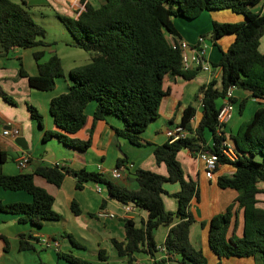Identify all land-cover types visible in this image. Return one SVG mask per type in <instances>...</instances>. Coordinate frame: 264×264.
Instances as JSON below:
<instances>
[{
  "label": "trees",
  "instance_id": "trees-1",
  "mask_svg": "<svg viewBox=\"0 0 264 264\" xmlns=\"http://www.w3.org/2000/svg\"><path fill=\"white\" fill-rule=\"evenodd\" d=\"M261 0H98L96 6L87 0H79L82 9L75 16L56 14L72 37L70 45L88 51L89 60L67 71V88L48 101V114L57 132L43 131L42 139L55 137L63 145L85 150L89 138L80 140L72 136L85 121L84 108L94 101L92 123L107 116L118 119L122 126L116 133L131 144L141 146L146 141L142 133L159 116L162 98L169 94L165 84L170 78L180 76L185 80L194 78L201 69H184L178 48H172L168 35L177 37L174 19L181 17L192 21L203 11L229 10L242 16L238 22L211 21L207 34L211 45L217 46L219 59L210 62L212 69L221 68L220 85L214 78L198 87L192 102L182 111L180 122L189 131V136L174 142L166 141L153 145L156 164L166 166V174L138 168L133 175L137 188L107 180L102 174L68 167L39 163L30 171L17 174L0 172V188L21 190L30 195V202H0V212L18 216L33 228H40L43 221L57 220L60 215L52 209L53 197L45 189L33 183V175L59 186L64 175L74 178V187L81 189L84 182L103 185L107 194L122 204L143 208L148 215L137 225L131 218H123L125 236L122 240L111 239L116 253L125 258L124 264L135 262L136 253H144L155 260V264H208L200 249L189 241V227L193 217L189 212L190 201L198 197L195 180L186 178L177 153L182 149L192 154L208 150L218 155V165H229L231 175H219L216 184L222 189H233L237 195L224 212L212 216L209 222L208 245L218 257H253L254 263L264 264V208L258 205V194H264L259 186L264 182V52L259 50L260 38L264 33V3L262 9L254 11ZM233 35L226 49L218 40ZM200 36V35H199ZM43 27L34 21L24 2L0 0V48L48 47L42 40ZM43 49L32 52L37 74L28 75L18 60L17 76L25 77L28 86L40 91L53 88L54 80L63 76L59 57L48 50V56L40 61ZM235 87L254 98L258 104L253 114L241 121L234 133L218 130L217 114L224 103L226 92ZM1 97L13 104L12 99L0 91ZM245 97L239 101L238 112L242 113ZM218 100H222L219 101ZM233 104L237 98L229 99ZM198 105V106H197ZM197 106V107H196ZM29 117L42 129L41 115L37 109L26 104ZM198 113V114H197ZM197 114V115H196ZM196 115V123L192 118ZM209 131L213 145L206 143L205 132ZM54 133V134H52ZM229 139L235 158L229 159L221 152V144ZM126 161L118 159L115 166ZM217 169V168H216ZM166 183H177L179 189L167 192ZM167 194L177 202L176 211L165 208L162 196ZM102 205V202H101ZM234 206L235 209H234ZM71 211L79 213L74 200ZM242 213V235L229 234L236 225L232 224L233 212ZM234 214V215H235ZM161 246L165 257L155 258L159 250L154 235L160 225H171ZM65 235V234H63ZM30 233L18 235L19 249H30L26 241ZM73 246L79 247L66 234ZM57 257L70 264H92L89 260L70 253H56ZM101 264L107 262L104 249L97 250ZM47 264V263H40Z\"/></svg>",
  "mask_w": 264,
  "mask_h": 264
},
{
  "label": "crops",
  "instance_id": "crops-1",
  "mask_svg": "<svg viewBox=\"0 0 264 264\" xmlns=\"http://www.w3.org/2000/svg\"><path fill=\"white\" fill-rule=\"evenodd\" d=\"M54 1L60 4L58 10H63L66 14L70 10L77 9L71 16H75L82 9L79 0ZM87 1L90 2V0ZM263 3L264 0H261L253 10H261ZM220 12H212L210 16H206L205 11H203L198 16L197 22L192 21L191 24L182 22L185 24L182 26L177 25L176 20H174L177 37L168 35V38H181L193 45L196 43L198 36L203 34V29L198 27L199 23L203 22L207 28V24L209 25L212 20L218 22H238L242 20H239L235 15ZM232 40L233 35H225L218 40V43L222 49H226ZM224 41L228 44L226 47L222 45L225 43ZM42 48L41 46L26 49L12 47L6 51H2L0 48V91L13 101L11 105L5 100H0V172L4 174L30 171L39 163L58 164L59 167L84 168L85 170L95 171L102 174L107 180L136 189L137 182L133 175L134 170L142 168L163 175L166 174V166L163 163L156 164L154 160L153 145L167 141L166 128L180 122L183 109L192 102L198 87L207 83L211 78L216 80L218 86L220 85L221 68L219 67L213 68L211 73L200 71L190 80H185L180 76L170 78L165 84V87L170 90L169 94L161 100L158 118L150 123L142 133V137L146 141L142 146L133 145L116 133L115 129H120L122 124L113 116H107L104 120H97L92 123L91 113L94 102L90 101L84 108L85 121L82 127L72 135L80 140L89 138L90 144L85 150L78 151L63 145L53 136L46 137L45 140L42 139L44 130L58 131L48 114V101L51 97L66 90L67 78L65 76L56 78L52 89L40 91L28 86L25 77L17 76L18 60L28 75L37 74L32 52ZM258 48L261 52H264V33L260 38ZM219 56L220 54L215 52L210 44L207 50L209 61L217 62ZM46 58H44L43 52L40 61H44ZM233 96L237 98L238 103L245 97L255 103L251 115L258 107L256 100L248 97V94L242 90L235 88ZM26 104L33 105L40 113L42 129H39L37 124L29 117L25 107ZM244 113L243 110L242 113L237 112L235 114L234 106L232 116L225 126L226 133H234L231 131L232 127L244 120L242 119ZM196 115L194 123L197 120ZM232 121V127H230L229 123ZM7 123L19 129L18 136L24 139L26 149H21L14 144L13 139L1 134L2 129L8 126ZM227 128H229V132H227ZM206 143L212 146L213 140H206ZM21 153H25L29 157V163L25 170L17 168L14 161L16 156ZM122 158L126 159L124 164L131 166L123 171L121 179H116L112 176L110 170L115 167L116 161ZM177 158L185 177L195 180L198 187V197L192 198L189 206V212L193 217V222L189 227V241L193 247L202 251L208 263L216 264L218 257L208 245L209 222L213 215L224 212L237 195L233 189L219 188L216 184V178L219 175H231L233 169L229 165H218L212 177L208 178L204 164L197 157V154L182 149L177 153ZM98 165L101 168L100 170L97 169ZM32 180L35 185L45 189L52 195V209L60 217L57 220L43 221L41 227L36 229L26 222H20L17 215L0 212V264H40L42 262L47 264H70L57 257V252L70 253L73 256L89 260L92 264H101L102 262L97 258L98 249L105 250L108 263L124 264L125 258L117 255L111 239L122 240L124 238L123 218H131L138 225L141 220L147 218L148 213L146 210L130 205V210L125 211L124 204L110 197L103 185L88 181L83 183L81 189H76L74 178L70 175H64L59 186L47 182L38 175H33ZM259 186L264 188V182H260ZM164 189L169 193L175 192L179 189V185L177 183H166ZM257 198L259 200L258 205L264 208V198H260L259 194ZM162 199L167 210L176 211L177 202L173 197L164 194ZM30 200V195L24 191H9L0 188V202L2 203L30 202ZM72 200L77 204L78 214L71 211L70 203ZM99 210H104L112 216H98L97 212ZM233 218L236 225L233 231H230V234L241 236V210L237 211ZM173 224L160 225L157 228L154 235L157 245L161 246L163 244L168 230ZM26 233L31 235L30 238L26 239L31 248L21 250L18 246V235ZM66 234H69L78 243L79 247L71 245ZM41 238L54 239L57 241V246L55 248L45 247L40 242ZM163 256L164 252L158 250L155 258ZM135 258L136 263L155 264V260L144 253H136ZM229 259L223 258L220 264H232ZM167 264L173 263L170 261ZM238 264H249V260H241Z\"/></svg>",
  "mask_w": 264,
  "mask_h": 264
},
{
  "label": "built area",
  "instance_id": "built-area-1",
  "mask_svg": "<svg viewBox=\"0 0 264 264\" xmlns=\"http://www.w3.org/2000/svg\"><path fill=\"white\" fill-rule=\"evenodd\" d=\"M169 43L172 48H178L182 55V66L184 69H190L194 67H199L201 71H206L208 73L212 72V66L207 57V50L209 47V43L207 39L203 36H198L195 44L191 45L186 40L181 38H168ZM235 87H230L225 96V100L223 105L218 111L217 119H218V130H224L226 123L232 116L234 110V104L229 100L233 96V90ZM193 123L195 121V117L192 118ZM7 127L2 129L1 134L3 136L10 137L13 139L14 137L19 135V129L16 126H12L10 123H7ZM165 134L167 137V141L174 142L176 140L184 139L188 137L189 131L184 128L180 124H175L171 127L166 128ZM221 152L224 156L229 159H234L236 154L232 143L229 139H225L221 144ZM197 157L203 162L206 176L211 178L216 168L218 167V155L208 150L197 152ZM17 168L20 170H25L28 163L29 157L25 153H21L14 159ZM57 165L58 164H53ZM131 166V165H130ZM129 164H122L120 166H115L110 170L112 176L116 179H121L123 177V171L130 167ZM97 169H101L100 166H97ZM131 204H124L125 211L130 210ZM98 216H112V214L105 212L104 210H99L97 212ZM40 242L45 247L55 248L57 246V241L54 239L41 238ZM159 250L164 252L165 257V248L163 246H159Z\"/></svg>",
  "mask_w": 264,
  "mask_h": 264
},
{
  "label": "rangeland",
  "instance_id": "rangeland-1",
  "mask_svg": "<svg viewBox=\"0 0 264 264\" xmlns=\"http://www.w3.org/2000/svg\"><path fill=\"white\" fill-rule=\"evenodd\" d=\"M12 2L21 4V2H24V7L27 9L28 13L30 14L31 18L39 23L43 29H44V37L42 38L43 41L50 43L48 47L42 48L44 50V58L48 56V50H52L60 59L62 68H63V76L67 78V71L68 69L82 65L86 63L89 60L90 53L88 51H85L83 49H80L78 47L70 45L72 42V37L68 33V31L65 29L61 21L57 18L56 14L60 13L62 15L66 16H71L76 12V10H70L68 14H66L63 10L59 11L58 8L60 7V4L58 2H55L54 0H10ZM90 3L94 6L98 4V0H90ZM221 11V12H220ZM217 12L223 13V14H230V15H235L239 20L242 19V16L236 13H232L229 10H219ZM212 14L211 12L205 11L206 16H210ZM219 14V13H218ZM199 17L193 22H197ZM174 20H176L177 25H185L182 22H185L187 24H191L189 20L183 19L181 17H176ZM198 27L203 29L204 34H207L211 30V21L210 24L199 23ZM207 42L209 45L211 44V41L208 36H206ZM225 42V41H224ZM229 43V41H228ZM224 47L228 45L226 42L223 43ZM214 48V51L219 54V50L217 46L212 45ZM27 51V50H26ZM29 53V52H28ZM29 57L31 59V56L29 54ZM32 61V59H31ZM0 100H4L1 95H0ZM219 103L221 100H218ZM6 102V101H5ZM90 102V101H89ZM94 102V101H91ZM8 103V102H7ZM10 104V103H9ZM254 102L251 100H246L245 106L243 110L245 111L244 115L242 116V119L246 120L249 118V116L252 113V110L254 109ZM12 105V104H11ZM235 106V114L238 112V107L239 103L236 102L234 103ZM26 107V106H25ZM233 121L229 123V126L232 127ZM240 124V123H239ZM238 125H234L232 127L233 132H235L238 128ZM229 128H227V132H229ZM54 134V133H52ZM205 139L206 140H211V134L209 131L205 132ZM142 146V145H141ZM260 198H264V194H259ZM234 212H233V217H234ZM232 217V224L234 223V218ZM232 230V227L229 230ZM230 261L232 264H238L239 261L241 260H249V264L254 263V258L253 257H229ZM235 259V260H234ZM208 263V262H207ZM210 264V263H208Z\"/></svg>",
  "mask_w": 264,
  "mask_h": 264
},
{
  "label": "water",
  "instance_id": "water-1",
  "mask_svg": "<svg viewBox=\"0 0 264 264\" xmlns=\"http://www.w3.org/2000/svg\"><path fill=\"white\" fill-rule=\"evenodd\" d=\"M14 144H16L21 149H26L25 141L21 136H16L13 138Z\"/></svg>",
  "mask_w": 264,
  "mask_h": 264
}]
</instances>
